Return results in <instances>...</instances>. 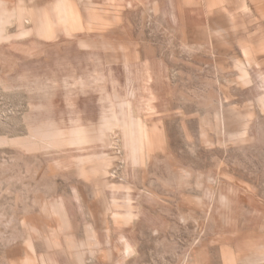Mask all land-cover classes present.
I'll use <instances>...</instances> for the list:
<instances>
[{
	"label": "rangeland",
	"instance_id": "1",
	"mask_svg": "<svg viewBox=\"0 0 264 264\" xmlns=\"http://www.w3.org/2000/svg\"><path fill=\"white\" fill-rule=\"evenodd\" d=\"M0 264H264V0H0Z\"/></svg>",
	"mask_w": 264,
	"mask_h": 264
},
{
	"label": "bare ground",
	"instance_id": "2",
	"mask_svg": "<svg viewBox=\"0 0 264 264\" xmlns=\"http://www.w3.org/2000/svg\"><path fill=\"white\" fill-rule=\"evenodd\" d=\"M137 130H138V128H137ZM139 132V131H138ZM140 135V134H139ZM142 139H143V137H142Z\"/></svg>",
	"mask_w": 264,
	"mask_h": 264
}]
</instances>
